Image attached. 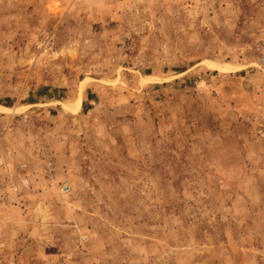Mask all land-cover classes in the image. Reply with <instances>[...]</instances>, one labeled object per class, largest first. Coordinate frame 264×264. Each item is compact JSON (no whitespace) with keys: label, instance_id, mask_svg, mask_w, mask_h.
<instances>
[{"label":"rangeland","instance_id":"obj_1","mask_svg":"<svg viewBox=\"0 0 264 264\" xmlns=\"http://www.w3.org/2000/svg\"><path fill=\"white\" fill-rule=\"evenodd\" d=\"M2 184L0 264H264V0H0Z\"/></svg>","mask_w":264,"mask_h":264},{"label":"crops","instance_id":"obj_2","mask_svg":"<svg viewBox=\"0 0 264 264\" xmlns=\"http://www.w3.org/2000/svg\"><path fill=\"white\" fill-rule=\"evenodd\" d=\"M55 10V9H54ZM70 106V108H69ZM78 102H72L71 104H65V108L69 110L70 112L78 111ZM74 109V110H73Z\"/></svg>","mask_w":264,"mask_h":264},{"label":"built area","instance_id":"obj_3","mask_svg":"<svg viewBox=\"0 0 264 264\" xmlns=\"http://www.w3.org/2000/svg\"><path fill=\"white\" fill-rule=\"evenodd\" d=\"M5 185H6V184H2V185H0V200L2 199V195L5 194V193L3 192V187H4ZM13 189L16 190L17 187H16L15 185H13ZM2 192H3V193H2ZM5 195H6V194H5Z\"/></svg>","mask_w":264,"mask_h":264},{"label":"bare ground","instance_id":"obj_4","mask_svg":"<svg viewBox=\"0 0 264 264\" xmlns=\"http://www.w3.org/2000/svg\"><path fill=\"white\" fill-rule=\"evenodd\" d=\"M74 110V109H73Z\"/></svg>","mask_w":264,"mask_h":264},{"label":"trees","instance_id":"obj_5","mask_svg":"<svg viewBox=\"0 0 264 264\" xmlns=\"http://www.w3.org/2000/svg\"><path fill=\"white\" fill-rule=\"evenodd\" d=\"M158 86V85H157Z\"/></svg>","mask_w":264,"mask_h":264}]
</instances>
